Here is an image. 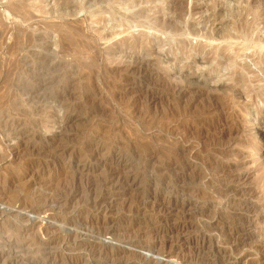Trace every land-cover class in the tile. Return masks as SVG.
<instances>
[{
  "label": "rangeland",
  "instance_id": "rangeland-1",
  "mask_svg": "<svg viewBox=\"0 0 264 264\" xmlns=\"http://www.w3.org/2000/svg\"><path fill=\"white\" fill-rule=\"evenodd\" d=\"M210 1L0 0V264H264V42Z\"/></svg>",
  "mask_w": 264,
  "mask_h": 264
},
{
  "label": "bare ground",
  "instance_id": "bare-ground-1",
  "mask_svg": "<svg viewBox=\"0 0 264 264\" xmlns=\"http://www.w3.org/2000/svg\"><path fill=\"white\" fill-rule=\"evenodd\" d=\"M228 1L227 0H211L210 1V4L207 5V10L203 14H201V18H200V20H201L200 24L202 25V35L206 39H210V40H212V39L218 40V39L233 38V37H235V38L242 39V41L247 45L248 43H250V42L253 41L255 32H259V33H262V35L258 34L257 35V39L259 41L264 42V0H262V1L260 0V2H259V0H233L234 1V5H231V3L229 4ZM228 4L230 6H227ZM75 9H76V7H74L72 10H75ZM174 9L176 10V12H178L177 17L175 18L176 20L170 19L168 21L160 22L158 24L155 23L156 24V27L158 29H160L161 31H164V32H172V33H180L181 32L182 29H181V27H179L177 25V21L179 19H181V16H182V14L184 12V9H183V7L179 3L176 4V5H174ZM194 11H196V8H194V9L191 10V14H194ZM62 13H66V9L65 8H62ZM249 16H252V20L251 21H248L247 20V18ZM258 23H261L263 25V28H262L263 30L259 29V27L257 26ZM193 27H194L193 25H189L190 31L193 33V35H197L198 36L201 33V31H198L197 29H194ZM112 35L114 36V34H112ZM224 40H226V39H224ZM137 41H140V40H137ZM138 43L140 45V42H135V43L133 42V44L130 43L131 45H129V46L133 47V46L137 45ZM141 44L142 45L143 44L144 45L145 44L148 45L149 43H147L146 40H145ZM227 51L228 50H226L224 53H220V54L217 53V51H216L215 53H211L212 56L210 55L209 57L200 58L199 61L200 62L202 61V62H204L206 64L207 63L211 64V63L215 62L216 65H217V67L218 66H221V65L222 66L223 65H226L224 67L232 68V63H233L232 62V58L226 53ZM200 53H198V54H200ZM195 55H197V54H195ZM219 57H220V59H219ZM261 58H263V57H260L259 64H261V62L264 61V58L263 59H261ZM258 59H259V57H258ZM218 69H219V67H218ZM215 70L216 69H214V71ZM219 71H220V69H219ZM236 72H233L234 73V76L235 75H238V74H235ZM241 79H240V81H241ZM237 81H239V80H237ZM240 81L239 82H236V83L239 84ZM244 82H245V80H244ZM244 82H243V84H244ZM229 87H231V86H229ZM242 87L245 88V85L242 86ZM233 88L234 87H231V89H233ZM239 89H240V86H239ZM239 89H238V91H240ZM229 90H230V88H229ZM238 94H241V93H238ZM247 104H249V103H247ZM246 115H249V112L246 113ZM237 131H238L239 138H240L239 140L241 141V138L244 137L243 136V132H241L240 129H238ZM235 138L237 139V137H235ZM261 138L264 140V133H261ZM249 177H250V173H242V174L240 173L238 176L236 175V181L238 183H243L244 184L248 180ZM232 178H234V177L232 176ZM235 192L237 193V191H235ZM243 201L245 202V200H243ZM252 213H253V210H252ZM251 215H249V214L248 215H245V214L242 215V217L245 220V223L244 224H242V223L240 224L239 223L240 224L239 225L240 227H238V230H239L240 233H242L243 235H245V236H243L244 240H245V238L251 237L250 230L254 227V225H256L257 223L262 222L259 215H252V216ZM241 220H243V219H241ZM237 235L238 234L235 233L234 238H236ZM241 243H243V242H241ZM161 250H163V249H161ZM170 252H172V251H170ZM170 252H163V253L168 255V253L170 254ZM169 256H171V255H169ZM189 258L187 259V262L188 263H192L193 260L192 259L190 260Z\"/></svg>",
  "mask_w": 264,
  "mask_h": 264
}]
</instances>
